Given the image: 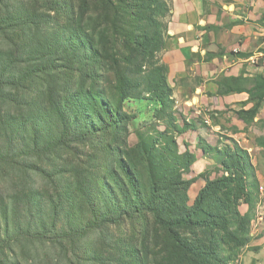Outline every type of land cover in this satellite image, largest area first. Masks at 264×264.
I'll return each instance as SVG.
<instances>
[{"label":"trees","instance_id":"obj_1","mask_svg":"<svg viewBox=\"0 0 264 264\" xmlns=\"http://www.w3.org/2000/svg\"><path fill=\"white\" fill-rule=\"evenodd\" d=\"M18 2L0 0V169L19 188L11 201L0 194V264H16L9 253L26 241L69 264H233L253 239L240 206L255 199V166L238 141L219 148L200 138L220 173L186 177L197 158L178 137L192 123L178 113L161 58L171 0ZM216 82L219 94L248 93L253 106L236 113L251 123L264 73ZM143 98L157 104L155 121L129 146L124 106ZM256 143L264 150V137ZM84 144L93 147H74ZM198 178L206 183L191 203ZM121 225L128 232L112 253L83 247L94 231Z\"/></svg>","mask_w":264,"mask_h":264},{"label":"crops","instance_id":"obj_2","mask_svg":"<svg viewBox=\"0 0 264 264\" xmlns=\"http://www.w3.org/2000/svg\"><path fill=\"white\" fill-rule=\"evenodd\" d=\"M171 6L167 48L161 57L169 69L174 97L178 93L182 95L180 100L175 97L176 107L178 103L182 115L192 123L191 128L178 137V142L181 151L189 148L196 155L191 173L198 176L212 161L216 162L215 153H206L200 147V138L221 148L222 145L216 143L215 135L224 134L238 141L250 154L261 147L256 143V137L264 136L260 130L264 125V102L253 121L246 123L236 111L253 106L252 102H247L248 93L219 94L216 77L211 78L219 72L227 76L264 73V66L255 69L252 63L256 54H262L254 47L264 32L261 21L264 19V0H171ZM247 52L252 54L249 57L238 54ZM191 74L200 77L192 86L188 83ZM177 79L185 82L177 84ZM204 104L210 110L221 111L205 113L203 121L199 114ZM180 123L183 121L180 120ZM206 124L208 129L205 128ZM215 175L216 172H213ZM198 179L190 187V201L195 200L206 183L205 179ZM240 209L242 213L250 214L248 204H242Z\"/></svg>","mask_w":264,"mask_h":264},{"label":"rangeland","instance_id":"obj_3","mask_svg":"<svg viewBox=\"0 0 264 264\" xmlns=\"http://www.w3.org/2000/svg\"><path fill=\"white\" fill-rule=\"evenodd\" d=\"M8 1L13 3H19L18 1L27 2L28 0H8ZM262 33L263 34L259 36L258 43H256L254 47V49L257 48V52L262 51L261 52L262 54H256L254 62H252L255 69L256 67L264 66V32ZM1 44L2 43L0 39V45ZM222 74H220V72L215 73L211 79H214L215 77L216 79L221 78ZM189 78L190 81L188 83L191 84L192 86L200 77L198 75L194 76V74H191ZM182 82L185 81L181 79L176 80L177 84H181ZM176 99L178 100L182 99V95L178 93ZM178 105L179 104L177 103L178 113L182 114L183 113L182 108L181 106ZM124 107L125 110L132 115V118L128 123V128H129L128 142H129V146H134L138 141V136L136 134V131L139 129H144L146 131L148 129L146 127H148V125H150L155 121L154 111L155 108L157 107V104L150 99L143 98V99L128 100L126 101ZM203 107L205 109L201 108L202 111H200L199 114V117H201L203 121H204L205 113H213L216 111L218 112L221 111L219 109L210 110L209 107L206 106L205 104ZM206 125L207 126L205 125L204 126L206 129H208V124ZM260 130L261 132L264 133V125L261 126ZM215 139L217 141L216 143L221 144L222 147L224 144L221 143V141L222 142L227 141L225 139L224 134H220V133L215 135ZM227 142L231 143L230 141ZM74 147H93V146L90 144H84V145H77ZM257 148L254 149L250 154L252 162L255 166V172L258 179L257 180L258 184L253 189L255 199L252 205L249 206V212L251 216L250 231L253 239L250 242V246L245 247L242 250L241 256L235 259L233 261V264H264V155L262 152L264 150L262 147L258 149ZM59 160H57V162H59ZM206 170L208 171V173L216 172V175H219L220 166H218L217 161L216 162L212 161V163L209 165V167ZM194 176L195 174L191 173V171L186 174V177L194 178ZM35 180L37 186L39 187L41 185L42 187L45 186V182L43 183L41 179L36 178ZM197 181L195 180V182ZM0 186L2 187V191L0 192V194L5 198H9L8 200L11 201L12 198H10V195H12L17 190H19L18 178L10 175L8 171L0 169ZM192 201L194 200H191L190 202L192 203ZM169 215L174 216V214L172 213H169ZM127 229H128V225H124V226L121 225V227L110 226L104 231H94L84 240L83 247L103 248L105 249L106 254H109V252L112 253L113 250H111V248L114 247V242L116 241L117 238H121L126 232H128ZM255 247L258 248L255 250L254 249ZM9 259L10 261L15 262L16 264H69L68 260L62 255L58 254L57 250L51 247L49 244H42V243L32 244L31 242H27V241L24 245L18 243L15 244L14 249L9 253Z\"/></svg>","mask_w":264,"mask_h":264},{"label":"built area","instance_id":"obj_4","mask_svg":"<svg viewBox=\"0 0 264 264\" xmlns=\"http://www.w3.org/2000/svg\"><path fill=\"white\" fill-rule=\"evenodd\" d=\"M262 188V187H261Z\"/></svg>","mask_w":264,"mask_h":264}]
</instances>
